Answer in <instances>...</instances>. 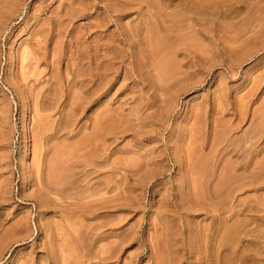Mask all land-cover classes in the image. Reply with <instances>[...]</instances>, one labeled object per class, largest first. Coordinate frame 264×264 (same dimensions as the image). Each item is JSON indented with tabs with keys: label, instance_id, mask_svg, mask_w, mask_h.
I'll return each mask as SVG.
<instances>
[{
	"label": "rangeland",
	"instance_id": "1",
	"mask_svg": "<svg viewBox=\"0 0 264 264\" xmlns=\"http://www.w3.org/2000/svg\"><path fill=\"white\" fill-rule=\"evenodd\" d=\"M0 264H264V0H0Z\"/></svg>",
	"mask_w": 264,
	"mask_h": 264
},
{
	"label": "bare ground",
	"instance_id": "2",
	"mask_svg": "<svg viewBox=\"0 0 264 264\" xmlns=\"http://www.w3.org/2000/svg\"><path fill=\"white\" fill-rule=\"evenodd\" d=\"M99 72V71H98ZM101 74V73H100ZM69 79V78H68ZM68 79L66 80V82L68 81ZM70 80V79H69ZM101 82V81H100ZM72 83V82H71ZM86 83V82H85ZM70 84V81L68 82V84H66V87H67V85H69ZM69 87V86H68ZM98 87V86H97ZM69 89H70V87H69ZM72 89V88H71ZM96 92V91H95ZM91 97V96H90ZM90 100V99H89ZM72 103V102H71ZM77 103V102H76ZM50 104V103H49ZM71 109V108H70ZM69 109V110H70ZM73 109V108H72ZM73 112V111H72ZM105 115H102V119H103V117H104ZM98 117V119H96V121L94 122L95 123V128H93L94 130V132H93V134H92V136L94 137V135H95V138H96V136L97 137H99L100 136V134L103 132V133H105L106 132V130H107V128L106 129H103L102 130V123H104V124H107L106 122L107 121H109V120H105V117H104V120H102V119H99L100 118V115L99 116H97ZM112 118V117H111ZM115 119V118H114ZM101 121H103V122H101ZM104 121H106V122H104ZM111 123V122H110ZM113 123L115 124V121H113ZM111 125H112V123H111ZM117 125V124H116ZM115 126V125H114ZM114 128V127H113ZM115 129V128H114ZM104 130H105V132H104ZM112 131H114V130H112ZM103 133L101 134L102 135V137H103ZM44 134V133H43ZM99 134V135H98ZM90 139V138H89ZM89 139H88V141H89ZM94 139V138H93ZM92 139V140H93ZM116 141V140H115ZM90 142V141H89ZM58 158V157H57ZM55 164V163H54ZM55 168V167H54ZM53 168V169H54ZM60 169V168H59ZM65 170V169H64ZM54 171V170H53ZM59 172V171H58ZM231 173V172H230ZM61 174V173H60ZM228 174V173H227ZM233 174V173H232ZM231 175V174H230ZM242 177V176H241ZM50 179V178H49ZM50 181V180H49ZM68 181V180H67ZM59 182V181H58ZM59 184V183H58ZM68 184V183H67ZM63 190V189H62ZM234 230V229H233ZM228 231V230H227Z\"/></svg>",
	"mask_w": 264,
	"mask_h": 264
}]
</instances>
